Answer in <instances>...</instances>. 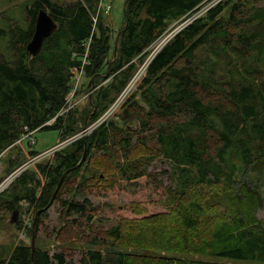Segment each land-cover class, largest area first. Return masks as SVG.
<instances>
[{"label":"trees","instance_id":"trees-1","mask_svg":"<svg viewBox=\"0 0 264 264\" xmlns=\"http://www.w3.org/2000/svg\"><path fill=\"white\" fill-rule=\"evenodd\" d=\"M98 1L31 0L25 5V27L10 21L0 29L6 52H0V154L13 147L25 127L58 128L63 140L96 120L132 75L134 59L141 60L173 21L189 18L207 0H126L117 32L101 14L94 21ZM40 8L57 28L41 51L29 56L26 44ZM85 50L86 87H96L87 92L86 107L80 110L76 103L44 125L66 106L73 87L70 69L81 64ZM137 88L139 98L130 95L116 118L39 164L42 179L26 171L15 179L20 186L3 206L14 211L26 201L33 207L26 230L30 242L1 252L0 264H66L75 229L88 246H82L83 264L264 262V225L256 217L262 198L247 178L264 169V0L211 3L162 46ZM82 90L76 89V101ZM158 157L170 163L165 172L171 184H158L163 210L94 230L95 209L84 193L92 178L105 180L95 160L112 166L118 175L113 184L120 178L135 185L151 175L148 167ZM74 185L82 200L63 197ZM56 201L66 225L73 227L62 233L65 246L50 254L34 241L32 249L34 220L37 233Z\"/></svg>","mask_w":264,"mask_h":264},{"label":"rangeland","instance_id":"rangeland-1","mask_svg":"<svg viewBox=\"0 0 264 264\" xmlns=\"http://www.w3.org/2000/svg\"><path fill=\"white\" fill-rule=\"evenodd\" d=\"M53 1H56L58 3H65L72 0ZM107 1L108 4H110L109 13L102 14L100 11H98L97 6L96 14H101L105 22L111 26L113 32H117V30L124 24V6L126 0ZM215 1L217 0H207L204 6H207L208 4H211ZM30 2L31 0H0V29L7 28L10 21H14L20 26L25 27L27 25L25 5ZM179 21L181 22V20L173 21L168 27L174 29L179 27ZM0 52H5V39L2 38L1 35ZM144 58H146V56L141 60L143 61ZM135 60L136 67L133 72L138 68V65L142 63V61H139V59L137 58ZM216 68L218 69V72H223L224 70V68L220 64H217ZM107 80H104L102 83H106ZM138 82L139 81L137 80L135 84L131 83L128 86L126 92L130 93V91H132L130 95L135 93L138 97V88L136 87L134 90H132L136 84L138 85ZM86 85L87 78L81 77L79 87L83 90L81 94H79L80 98L77 101L80 110H82L83 107H86L88 97L85 96L87 95V92H91L94 88H96L90 87V89H87ZM119 111L120 109L116 112V114ZM116 114L114 115V117L116 116ZM92 122L88 124H93ZM91 131H89V133ZM59 134L60 130L58 128L34 129V132L31 135L32 138H34L32 149L42 152L50 148L51 146L55 145L58 140H60ZM29 142L30 137H24L22 138L21 143L17 140L13 144V147L10 146L5 148L0 154V182L9 174L12 169L22 164L21 170L13 175L14 177L11 179V181L6 186L0 187V190L4 188L3 191L0 192V253H6L9 248L17 242H30V237L27 236L26 232L17 228V222L18 220H20L22 223L24 222V220L31 221L33 218V207L28 205L26 201H21L20 208L17 209V221L11 222L13 211H5V207L3 206L5 200L11 199L15 191L20 186V183L15 179L18 178L23 171H26L29 174H35L37 177L42 179V175L38 165L44 163L47 160L50 161V159H52L54 155L53 152L38 160H33L30 162L29 157L32 156V154L28 152L29 146L31 145L29 144ZM61 147H63V145ZM94 163L99 167L98 172L101 174V176L104 175L105 177V180L92 178L84 193L95 209L93 213L94 230L109 228L111 225L118 222L120 218L144 219L147 218L150 213L163 210L162 203L160 202L162 191L158 187V184L160 182L163 185L171 184L170 177L165 172V170H168L170 168L169 161L165 160L163 157H158L153 160L148 167L151 175H143L139 179V183L135 185L128 183L124 179L120 178L118 179L119 182L113 184L114 177L117 178L118 175L115 174L116 172L114 171V169H112V166L108 165V162H101L100 160H95ZM247 178L251 180L253 184H255L257 190L261 194L262 204L259 205L256 209V217L264 225V169L258 172L251 171L250 173H248ZM154 181H157V184L154 183ZM71 195L75 196L74 198L77 200L83 199V195L76 190V185H74L71 190L65 191L63 197L67 198ZM62 210V206L58 201L52 203L47 209V213H45V216L42 217L41 223L38 225V232L36 233L35 242L39 246L49 250L50 254L62 250V247L64 248V235L62 233L68 234L69 230L73 229V227H71V224H69L68 226L66 225V220L64 219ZM63 227H65L66 229L62 230ZM76 231L77 234H75ZM72 232L73 237L68 243L70 247L68 249H65V252L67 253L66 264H83L81 261V258L84 254L82 246H84L83 248H86L88 246L85 245V242H81L82 237H79V235H81L80 230L75 229ZM189 256L190 258L196 257V255ZM208 259L211 261L227 263L253 262L251 260L225 259L220 257H210ZM255 263L264 264V262Z\"/></svg>","mask_w":264,"mask_h":264},{"label":"built area","instance_id":"built-area-1","mask_svg":"<svg viewBox=\"0 0 264 264\" xmlns=\"http://www.w3.org/2000/svg\"><path fill=\"white\" fill-rule=\"evenodd\" d=\"M210 4H208L207 6H204V8L202 7L200 10H198L196 13L192 14L189 18L184 19L183 21L179 22V27L177 28H171L168 27L148 48H147V53L145 54L146 58H144V60L142 61V63L140 65H138V68L132 73V75L129 77L128 81L126 82V84L124 85V87L120 90V92L115 96L114 100L108 105V107L104 110V112L96 119L94 120L92 123L93 124H88L86 126H84L81 130H79L77 133L73 134L72 136L63 139V140H58L57 143L53 146H51L50 148L42 151V152H38L36 154H32V156L29 157V161H33V160H38L48 154H51L53 152H55L56 150L60 149L61 146L66 145L67 143L73 141L75 138L80 137L82 135L87 134V132L89 133V131L93 130V128L97 127L98 125H100L103 122H106L107 120H109L110 118L114 117V115L116 114V112L121 108V106L124 104V102L127 100V98H129L130 93L132 91H130V93H127L126 90L128 88V86L132 83L135 84V82L138 80V85L141 82V80L143 79V77L146 74L147 71V67L150 63V61L152 60V58L156 55V53L162 48V46L169 41L180 29H182L186 24H188L192 19H194L195 17L201 15L205 10L206 7H208ZM109 9H110V4H108L107 0H99V4H98V11H100L102 14H108L109 13ZM94 21H96L97 19V14L93 17ZM88 49V48H86ZM87 56H88V50H85V54L82 57L81 60V64L79 66H74L70 69L72 76H73V87L72 89L68 92L67 96H66V106L60 111L58 112V114H56L55 116H53L52 118H50L49 120H47L44 125H52L53 123H55L57 116L62 115L67 113L76 103L77 101L75 100L74 94L77 88H79V83H80V78L84 77V71H85V64H87ZM144 56V57H145ZM135 60V59H134ZM136 61V60H135ZM140 61V60H139ZM138 85L136 84L132 90H134L136 87H138ZM95 126V127H94ZM93 127V128H91ZM25 132L24 134H22V137L20 139H18V141H20L22 138L24 137H30V142L29 144H31L29 146V150L28 152H31L32 146L34 144V138H32V134L34 132V130H29L27 127H25ZM36 130V129H35ZM21 165L15 167L14 169H12L9 174L0 182V187H4L6 186L11 179L14 177L13 175L18 173L19 170H21ZM26 169V168H25ZM24 169V170H25ZM4 188H2L1 191H3ZM31 226V221H25L22 223V231L27 230V228Z\"/></svg>","mask_w":264,"mask_h":264},{"label":"water","instance_id":"water-1","mask_svg":"<svg viewBox=\"0 0 264 264\" xmlns=\"http://www.w3.org/2000/svg\"><path fill=\"white\" fill-rule=\"evenodd\" d=\"M57 28V22L53 19V17L49 14V12L44 9L40 8L38 10L36 20H35V27L32 34L30 41L26 44V51L29 56L37 55L43 46L45 39L52 34ZM61 182V181H60ZM60 182L58 183L57 187H59ZM17 221V209H15L12 213L11 222ZM35 220L33 223V231L31 236V247H34V241L36 236V229H35Z\"/></svg>","mask_w":264,"mask_h":264},{"label":"crops","instance_id":"crops-1","mask_svg":"<svg viewBox=\"0 0 264 264\" xmlns=\"http://www.w3.org/2000/svg\"><path fill=\"white\" fill-rule=\"evenodd\" d=\"M60 139V138H59ZM34 151H36V150H34ZM36 152H39V151H36Z\"/></svg>","mask_w":264,"mask_h":264}]
</instances>
